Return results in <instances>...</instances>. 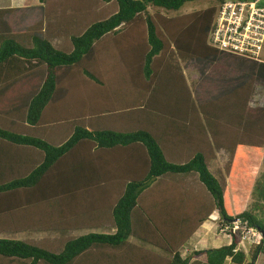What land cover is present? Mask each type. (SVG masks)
<instances>
[{
	"label": "trees",
	"instance_id": "16d2710c",
	"mask_svg": "<svg viewBox=\"0 0 264 264\" xmlns=\"http://www.w3.org/2000/svg\"><path fill=\"white\" fill-rule=\"evenodd\" d=\"M61 1L62 30L80 26L68 44L53 39L56 28L47 14L55 9L52 0H39L30 15L24 12L29 7L0 9V28H13L14 19L29 31L25 37L21 31L0 32L1 98L26 105L25 123L30 127L75 123L59 145L0 123V140L6 143L0 146V213L36 203L39 209L28 217L20 214L18 224L43 232L83 230L111 216L115 232L91 230L57 246L1 237L0 264H187L190 256L182 257L183 244L211 211L219 210L221 223L234 219L210 160L216 150L226 148L233 166L245 156L238 143L229 144L226 127L234 118L251 133L264 130V104H251L257 91H264V61L208 44L216 7L172 16L149 9L178 11L194 0H95L118 6L97 19L83 11L84 0ZM107 45L112 54L106 52ZM176 54L195 62L200 79L193 88L172 62ZM251 77L256 83L248 80ZM30 80L37 83L31 92L21 85ZM60 86L62 92L68 90L65 95H59ZM26 95L28 101L22 98ZM93 112L106 118L127 116L131 122L94 127ZM10 144L36 148L42 160L29 163ZM242 145L261 146L259 141ZM191 174L211 196L210 205L194 203V188L175 181ZM155 182L166 184L159 191L188 203L172 209L170 203L161 205L167 211L149 212L151 224L146 214L139 219L134 209ZM156 188L147 190L150 196L158 195ZM259 191L264 198L263 184ZM8 194L12 202L3 201ZM237 217L260 231L251 259L245 250H236L239 238L234 235L230 244L195 252H205L207 264H256L264 255V225L251 211ZM132 236L168 255L150 262L141 243L129 242ZM131 254L134 260L127 259Z\"/></svg>",
	"mask_w": 264,
	"mask_h": 264
},
{
	"label": "rangeland",
	"instance_id": "374dc122",
	"mask_svg": "<svg viewBox=\"0 0 264 264\" xmlns=\"http://www.w3.org/2000/svg\"><path fill=\"white\" fill-rule=\"evenodd\" d=\"M60 1L61 0H52V3H53L52 6H54L55 9H51L47 12L48 22H50L51 25L56 28V31L54 33L57 36L56 38H53V39L61 42V44H68L69 36L75 32H78V28L80 26H77L74 30L72 29L62 30V27H61L62 23L60 19L63 17L62 13L64 12L61 13L59 11L58 5H60ZM14 3L15 5L12 8L27 9L26 7H29L28 9L30 10H25L24 12L27 15H30L32 7L38 4L39 0H14ZM218 5H219V2L217 0H194L191 2L185 3L178 11H167L163 8L157 9L156 7H149V9H150V12H156L157 10H159L163 14L172 16V15L189 13L195 10L196 11L205 10L211 7H216L217 9ZM117 7L118 6L116 2L105 3L101 1H95V0H84L81 8H83V11H86L87 16L90 14L89 16L91 18L97 19V18H104L114 13L115 11H117ZM6 9H9V8H6ZM32 11L35 13L34 10ZM10 21L12 22L11 26H13V28L10 27L8 29L7 28L3 29L1 27L0 32H6V30H9L11 33L14 34L18 31H21L22 34L24 35L22 37H25L26 34L28 35L29 31L25 29L26 27L24 25L15 24L16 22L14 19H10ZM105 50L107 53L112 54V51L109 45H107ZM108 57H112V56H108ZM262 61H264V50L262 53ZM172 62L175 63L174 65L178 67L179 71H181L184 74L188 85H190L191 88L196 86V84L198 83L200 79V75L198 73L195 62L190 60V58H182V56L179 54H176V56H174V59L172 60ZM42 74L44 73L42 72ZM42 74L39 76L42 77ZM39 76L37 75L36 77L37 80L39 79ZM0 77L2 79L4 78V76H0ZM248 80H251L252 82L256 81L252 77L249 78ZM21 85L27 86L28 87L27 90L29 91L33 86L37 85V83L35 81L32 82V80H30L28 81V84L23 83ZM62 89H63V86H60L59 95H65L67 93L64 91L62 92ZM33 90H35V92L37 91L36 89H33ZM31 91L32 90H30V92ZM70 91L71 90H69V92ZM70 96L73 97L72 94H70ZM85 97L86 96H83L82 98H85ZM22 98L25 101H28V95H26V97L22 96ZM252 100H253L251 102L252 106H255V105L261 106L262 104H264V91L263 90L257 91L256 97H254ZM115 101L120 102V100H115ZM56 103L60 104L58 102ZM90 106L94 107L93 105H90ZM25 110H26V105H20L19 107L16 101H9L8 99L1 98L0 96V123L2 125H6L7 127L10 126L14 130H18L25 134L37 135L38 137L47 139L49 142L55 145H59L63 143L73 132V127L75 123H72V121H66L58 125H50L49 127L41 125L39 129L30 127L26 125L25 123ZM224 120L225 119H222V122H224ZM247 121L248 119L245 118L244 122L246 123ZM76 122L79 123V121H76ZM227 124L228 125L226 127V130H227V135L229 137L228 139L230 140L229 144L235 146L238 143L239 150L241 149L243 152L245 151L244 152L245 156L239 157L237 160V164L233 166L231 160L229 159L231 156L229 155L227 148L216 150V151L214 150L216 156L213 160H210V169L217 177H219L222 180L225 193L227 194L228 209H229V212L232 214V216H234V219L238 218L237 216L239 214L247 210V211H251L254 214V217L261 223V225H264V198L261 197L259 193L260 192L259 187L261 186V184L264 185V182H263L264 180V130L260 131L258 134L256 132L251 133V131H249L247 127L243 128L244 123L240 118L238 119L234 118V121L229 122ZM23 130H26V131H23ZM251 141L253 142L259 141L261 146L259 147L255 146L254 148L245 147L246 149L245 150L242 144L249 143ZM5 144L6 143L0 140V146H5ZM10 146L15 150L20 151V153H15V154H17L19 157L23 159L28 160L29 163L32 162L33 164H38L42 160V152L36 148L32 149V148L22 147V149H20V148H16V146L13 144H10ZM175 181H180V182L182 181L181 182L182 184L190 185L191 188H194V191H196V193L198 194L200 193V191H202L207 196V198H209L210 196L208 195L204 187L200 186L198 177L195 174L179 176ZM150 191L145 193V196L149 197ZM22 193L24 192H21V194ZM27 195L28 194L26 191L25 196L27 197ZM12 196L13 195H10V194H8V196L6 195L7 198L6 199L3 198V201L7 200V201L12 202L14 199L12 198ZM169 197L174 199V197L172 196H169ZM175 199L179 201L180 205L188 203V202L184 203L185 200L182 198H179L178 196H176ZM39 207L40 206H36V203H33V204L24 203L22 206L19 207V209L18 207L15 208V211L13 212H10V213H7V211L1 212L0 218H4V221L0 222V228L4 229L6 227L5 229L7 230V232L1 234L0 238L1 237L20 238L28 242L43 243V244L46 243L51 246L52 245L57 246V245H61L65 238L77 236V235L86 233L91 230L104 232L106 231V229L108 230L111 229L110 227L111 224L113 226L111 216H107V217H102L101 220L98 219L99 221L96 222L97 225H94L93 229H91L90 227L84 228L83 230L73 229L71 231L70 230L59 231V230H49L48 229L43 232V231L33 230L32 228L22 226L21 224H18L19 226L14 227L12 224V219L7 217V216H13L14 213L15 215L22 214L21 215L22 217H28L29 214L35 213L39 209ZM173 207H174V202H173L172 208ZM145 214H146L147 222L152 224L151 215L144 212V215ZM103 218H107V219H103ZM221 222H222V219L220 217L218 218V220H216L214 224H211L212 229L208 236L209 242L206 245L207 247L214 246L216 244L221 246V245H224V243L227 241L231 242L230 236H228L226 232L222 231V228L224 225ZM243 222H244L243 226L247 224L245 220H243ZM18 227L20 228V230L19 232H16L18 231L17 230ZM236 236L240 238L241 234L238 233ZM245 244L246 246L244 245L243 246L240 245V246H241V249L243 250H245L247 247V250L245 253L247 254V260H250L252 253L255 249V245L248 240L246 241ZM192 246L190 245V247ZM165 255H168V254H165ZM188 256H190L189 253L186 254L185 257H188ZM204 256L205 254L196 255L195 257L199 261H197L194 264H198L200 262H202V264H207L206 258ZM259 259H260V261H258L259 264L260 263L264 264V262H262L264 261V255L260 256L258 260ZM226 264H230V263L227 262Z\"/></svg>",
	"mask_w": 264,
	"mask_h": 264
},
{
	"label": "built area",
	"instance_id": "2783aa9c",
	"mask_svg": "<svg viewBox=\"0 0 264 264\" xmlns=\"http://www.w3.org/2000/svg\"><path fill=\"white\" fill-rule=\"evenodd\" d=\"M208 44L220 51L261 61L264 50V0H224L219 3L208 35ZM236 219L222 231L228 236L240 233L243 239L257 242L247 224ZM239 248V247H238ZM238 250V249H237Z\"/></svg>",
	"mask_w": 264,
	"mask_h": 264
},
{
	"label": "crops",
	"instance_id": "0c3cea01",
	"mask_svg": "<svg viewBox=\"0 0 264 264\" xmlns=\"http://www.w3.org/2000/svg\"><path fill=\"white\" fill-rule=\"evenodd\" d=\"M14 5H15L14 0H3V1L0 2V9L12 8ZM78 77L80 78V75H78ZM67 91L68 90H64V92H67ZM106 116L107 115H101L100 116V114H98L97 112L96 113L93 112V115H92V118H91V121H92L91 124L94 127H98L99 128V126L109 125L112 122L117 123L118 125H121L123 123H125L127 125V124H130V122H131L130 121V118L127 117V116H124V117L118 116L117 118H109V117L106 118ZM58 124H61V123H56L54 125H58ZM163 179H164V177H163ZM161 185L164 186L166 184H157V182H155V183H153L152 186H150L148 188V189H151L152 187L155 188V187L158 186V188H156L157 191H158V195H156V197H153V196L147 197V196H145V193L148 192L147 191L148 189L142 192V197L140 199V202L137 204V207L134 209L135 211H137L136 214H137V217L139 219H142V215L144 214V212L145 213H149V212L151 213V212L154 211V212L159 213V212H165V211H167V210L161 208L160 207L161 205H167L168 203H170V205H171L170 208L171 209H172V206H173V202H174V206L180 205V203H179V201L177 199H175V198L173 199V198L169 197V195H167V193L161 192L162 191ZM158 189H160L161 191H159ZM161 193H163V196L162 197L159 196ZM195 194H196V196L193 195V197H192L193 199H195V198L197 199L196 202H194V203H197L199 200H201V202H199V203H205V202H207L210 205V203H211L210 202L211 196H209L210 199L209 198L208 199H206V198H202L201 199V197L206 196L202 191H200L199 194L196 193V191H195ZM150 206H154V208L150 209ZM175 210H176L175 212H177V213H182V210L181 209L175 208ZM12 217H13V219L10 218V217L9 218L12 219L13 226L14 227L19 226L18 223H17L18 222L19 215H15V216H12ZM218 218H220L219 210L218 209H214L213 211H211L209 213V215L206 217V219H204L200 223L199 227L189 236V238L187 239V241L183 244V251H182V254H181L182 257H185L186 254H188V253L190 254V258H189L187 264H194L197 261H199L195 257L196 255H199V254H196L195 253L196 251L206 250V249L212 248V247H221V246H223V245L220 246V245H217V244L214 245V246H209V247L206 246L208 244V242H209V237L208 236H209V234L211 232V229H212L211 228L212 227L211 224H214L216 222V220H218ZM3 221H4V218H0V222H3ZM7 221H9V220H7ZM22 226H26V224H24ZM113 226L111 224V226H110L111 229H109V230L106 229V231H104V232H111V233L112 232H115V228ZM5 228L4 229L0 228V235L3 234V233H5V232H7V230ZM21 231H23V230H21ZM16 232H19V231H16ZM171 235H174V233H171ZM129 240H130L129 241L130 243H134V244H140L141 243L143 245L144 249L146 250V252H145V254L147 255L146 258H149L150 259V262L152 261V263L156 261V258L158 257V255L159 256H164L166 254V253H164V251L160 250L159 248H157V247H155L153 245H150L148 243H145L144 241H139L138 239H136L133 236ZM186 244H188V245H186ZM227 244H230V242L227 241V242L224 243V245H227ZM190 245L191 246L193 245V246L190 247ZM194 248H195V250H194ZM246 250H247V247L245 249V252H246ZM200 254H205L204 257L206 258V262H207V255H206V253L204 252V253H200ZM169 255H170V253H169ZM127 259L134 260L135 259V256L133 254H131ZM258 261H260V259ZM258 261L256 262V264H259ZM148 262L149 261L146 260V261H144L141 264H145V263L147 264ZM228 262L230 264H232L230 261H228ZM262 262H264V261H262ZM135 264H138V262L135 263ZM198 264H202V262H200ZM260 264H263V263H260Z\"/></svg>",
	"mask_w": 264,
	"mask_h": 264
},
{
	"label": "clouds",
	"instance_id": "9594fccd",
	"mask_svg": "<svg viewBox=\"0 0 264 264\" xmlns=\"http://www.w3.org/2000/svg\"><path fill=\"white\" fill-rule=\"evenodd\" d=\"M219 213H220V212H219ZM220 217H221V216H220ZM236 219H240V220H242V218H236ZM236 219H233L232 221H230V222H228V223H226V224H225V223H222V224H223L224 226H225V225H230V224H232V222H233L234 220H236ZM242 221H243V220H242ZM247 227H249L248 224H247ZM249 228L252 229V230H251V233H250L249 236L251 237L252 232H253V233H254V232L257 233V237H258L257 242H258V241L260 240V239H259V232H260V231H259L258 229L252 228V227H249ZM234 235H236V234H233V235L231 234V235H230L231 240H232V238H233ZM261 238H262V236H261ZM247 240H248V239L245 240V239L242 238V236H240L239 241H238V245H237V249H238V250L241 249V246H240V245H242V246H243V245L246 246L245 243H246ZM248 241H250V240H248ZM250 242L253 243V244H256V243H257V242H252V241H250ZM230 243H231V242H230ZM238 247H239V248H238ZM237 249H236V250H237Z\"/></svg>",
	"mask_w": 264,
	"mask_h": 264
}]
</instances>
